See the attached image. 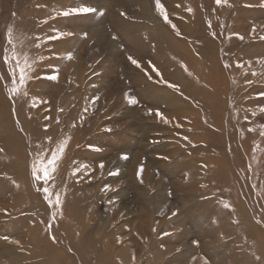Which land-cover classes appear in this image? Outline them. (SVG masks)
<instances>
[{
	"label": "rangeland",
	"instance_id": "374dc122",
	"mask_svg": "<svg viewBox=\"0 0 264 264\" xmlns=\"http://www.w3.org/2000/svg\"><path fill=\"white\" fill-rule=\"evenodd\" d=\"M161 3L0 0V264H264V0Z\"/></svg>",
	"mask_w": 264,
	"mask_h": 264
},
{
	"label": "snow or ice",
	"instance_id": "6c2138e0",
	"mask_svg": "<svg viewBox=\"0 0 264 264\" xmlns=\"http://www.w3.org/2000/svg\"><path fill=\"white\" fill-rule=\"evenodd\" d=\"M216 4L219 6L221 3H222V0H215ZM155 8H156V11L159 13V15L161 17H163L165 23H168L169 22V18L166 14V9L165 7L162 5L161 3V0H155ZM96 10L91 8V7H88V6H80V7H70L69 9L67 10H64L61 12V15L63 16H68L70 14L72 15H80V14H90V13H93L95 12ZM189 11H191V9H189ZM122 15H124V13H121ZM172 28L175 30V25L173 24L172 25ZM179 35V33H177ZM11 35V33H9V36ZM59 38V36H56V37H48L44 42L47 43L48 40H51V39H57ZM242 39V37H240ZM264 38V37H262ZM9 43H11V40L9 39ZM37 47H39V44H37ZM69 58H71L69 56ZM11 60H16L17 62V68L14 69L10 75L12 76H15L16 75V72L18 71L19 72V86L20 87H23L25 86V80H26V76H25V68H22V67H19V61L16 57H12ZM129 60L132 64H134L136 67H140V63L134 59L133 57H129ZM10 59L5 56L4 58V63L7 65L8 63H10ZM238 67H240V65L238 64L237 65ZM227 67V66H226ZM153 71H156L157 72V75H160L159 71L157 69H155V67L153 66ZM255 74V73H253ZM47 79H56V75L53 74V75H50V76H47L46 77ZM168 87H171V88H177L176 85H172V84H168L167 85ZM11 92L14 93V94H18V88L16 86V81L14 80L13 81V87L11 88ZM95 101H93L94 103ZM138 101L136 99H129V104L130 105H135ZM39 103L38 100L34 99L33 100V106H37V104ZM149 114H152V110L149 109ZM156 116L157 118L161 119V120H164L165 123H167V120L165 119V117L163 116V114L159 111V110H156ZM251 131V129H249ZM261 135H264V131L261 132ZM96 150H99V149H96ZM2 151V150H0ZM64 151V148H63V145H61L60 147H58L57 149L53 150L52 154H51V157L47 159L46 163L44 161H41V165L42 167H37V164L34 162L32 164V177L34 180H37V181H43L44 184H48L49 181L52 179V175L57 167V163H58V160L60 158V155L61 153ZM122 159H127L126 156H122L121 157ZM100 168L102 169L104 167V164L103 162H100ZM87 165L86 164H82L80 165V169H83V168H86ZM80 169H77V171H79ZM75 174V172H74ZM114 174V173H113ZM44 191V194H45V199L49 202V206L52 207V206H56L58 207L59 206V194L57 193L56 194V198H55V202L53 203L52 201V194L49 193L48 189L47 188H44L43 189ZM227 207V206H225ZM173 215H175V213H173ZM4 239H8L7 237H3ZM196 243V242H194Z\"/></svg>",
	"mask_w": 264,
	"mask_h": 264
}]
</instances>
